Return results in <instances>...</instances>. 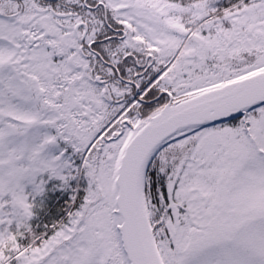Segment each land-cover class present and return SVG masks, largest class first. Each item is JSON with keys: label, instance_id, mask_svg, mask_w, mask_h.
I'll list each match as a JSON object with an SVG mask.
<instances>
[{"label": "snow or ice", "instance_id": "snow-or-ice-1", "mask_svg": "<svg viewBox=\"0 0 264 264\" xmlns=\"http://www.w3.org/2000/svg\"><path fill=\"white\" fill-rule=\"evenodd\" d=\"M0 264H264V0H0Z\"/></svg>", "mask_w": 264, "mask_h": 264}]
</instances>
